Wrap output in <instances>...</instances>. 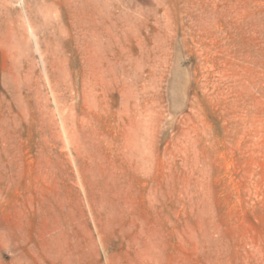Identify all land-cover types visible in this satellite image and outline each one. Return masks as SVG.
<instances>
[{
	"label": "rangeland",
	"instance_id": "obj_1",
	"mask_svg": "<svg viewBox=\"0 0 264 264\" xmlns=\"http://www.w3.org/2000/svg\"><path fill=\"white\" fill-rule=\"evenodd\" d=\"M0 264H264V0H0Z\"/></svg>",
	"mask_w": 264,
	"mask_h": 264
},
{
	"label": "bare ground",
	"instance_id": "obj_2",
	"mask_svg": "<svg viewBox=\"0 0 264 264\" xmlns=\"http://www.w3.org/2000/svg\"><path fill=\"white\" fill-rule=\"evenodd\" d=\"M137 203H138V202H137ZM146 216H148V214H147Z\"/></svg>",
	"mask_w": 264,
	"mask_h": 264
}]
</instances>
